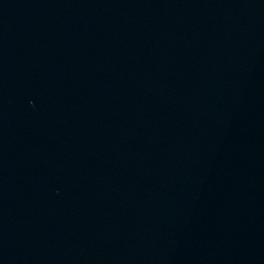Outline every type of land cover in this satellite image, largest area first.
Here are the masks:
<instances>
[{"label":"water","instance_id":"95a60500","mask_svg":"<svg viewBox=\"0 0 264 264\" xmlns=\"http://www.w3.org/2000/svg\"><path fill=\"white\" fill-rule=\"evenodd\" d=\"M0 264H264V0H0Z\"/></svg>","mask_w":264,"mask_h":264}]
</instances>
